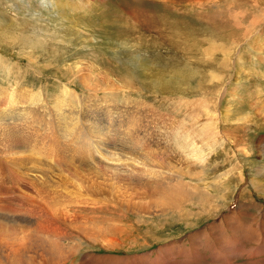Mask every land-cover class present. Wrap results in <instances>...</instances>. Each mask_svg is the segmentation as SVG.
<instances>
[{
  "label": "rangeland",
  "instance_id": "rangeland-1",
  "mask_svg": "<svg viewBox=\"0 0 264 264\" xmlns=\"http://www.w3.org/2000/svg\"><path fill=\"white\" fill-rule=\"evenodd\" d=\"M84 69L87 72L82 73L97 86L91 94L113 101L96 103L98 108L90 110L96 118L102 110L121 121L117 108L123 105L128 112L141 113L148 129L161 122L160 131L166 135L177 131L162 146L165 160L175 162L183 182L174 194L159 191L150 199L169 208L159 218L138 217L124 205L114 210L96 201L92 211L84 205L80 215L88 221L96 218L100 224L91 226L95 230L91 241L81 237L76 244L83 250L75 264L86 255L128 259L148 255L151 258L145 261L150 262L160 246L189 247L192 239L204 234L209 248L199 244V252L205 264L263 260L262 243L256 241L263 233L256 231L264 223L259 219V213L264 214V194L256 193L250 180L256 184L264 178V0H0V88L13 94L23 88L32 93L31 104H24V97L15 98L19 104L11 106L15 112L10 117L16 114L17 118L24 108L53 122L56 112H63L79 120V134L95 143L82 120L88 107L82 97L89 96L78 80ZM108 84L110 88L104 90ZM65 87L75 97L65 98L67 103L55 102L58 95L70 97L62 93ZM104 117L109 119L108 114ZM189 128L200 151L196 160L204 156V162L187 158L183 150L173 147L176 140L181 147L185 144L183 136L191 135ZM117 133L115 140H124ZM58 140L65 144L66 135ZM172 151L175 155H166ZM47 165L49 175L58 177L60 168L51 162ZM48 183L52 190L57 184L69 185L56 179ZM170 224L175 227L163 228ZM237 224L242 226L243 246L230 253L236 257L231 262L221 243L233 242L229 230L241 228ZM106 241L115 246L109 248ZM174 259L179 264L182 258L175 253Z\"/></svg>",
  "mask_w": 264,
  "mask_h": 264
},
{
  "label": "bare ground",
  "instance_id": "bare-ground-1",
  "mask_svg": "<svg viewBox=\"0 0 264 264\" xmlns=\"http://www.w3.org/2000/svg\"><path fill=\"white\" fill-rule=\"evenodd\" d=\"M83 71L87 72L85 69L79 71L78 80L83 90L88 91L89 96L88 99L81 96L83 103L88 101V107L83 112L82 120L87 123V127L96 139L97 144L96 142L92 143L88 136L79 134L80 121L74 118L73 115V117L64 116L63 112H56L55 121L51 122L50 118L48 120L39 112L23 108L21 110L23 113H19L17 118L16 114L10 117L9 114L14 113L13 109L19 104L15 101V98L24 97V104H31V96L29 95H32V93L29 94L31 91L23 88L20 89V92L17 90L13 94L9 93L8 88H0V101L2 97L4 98L0 102V107H4L7 112L3 109L0 111V181L10 180L7 185L0 183V264H75L76 261L78 262L77 255L83 250L76 249V244L81 237L90 240L93 237L92 233L95 231H93L94 227L91 226L98 224L94 220L96 218H91L88 221L85 220L86 217L80 215L82 207L85 209L86 206L91 207L92 211V207L99 202L105 208L110 206V209L118 210L124 205L126 208H130V211L135 212L137 216L159 218V216L165 215L169 208L166 205H154L150 199L159 196V191L169 190L170 195L174 194L182 185V178L173 166L175 162L172 165L173 161L169 163V159L165 160V151L162 146L164 139L169 142L178 135L177 131H172L173 135H171L172 133L166 135L160 131L162 129V126L159 125L161 122L157 127H154L156 125L154 124L151 129H148L141 122L143 119L141 113L128 112L123 105H118L117 108L122 118L121 121L119 116L113 118L110 113L102 110H97L98 116L96 118L95 112H90L91 108H98L96 106L98 102L106 105L113 101H103L104 96L99 98L100 96L91 94L96 93L97 86L87 73H82ZM108 88H110L109 84L104 90ZM26 90L28 91V97L25 96ZM63 92L70 97L63 98L58 95L54 97L55 102L67 103L72 99L71 97H75L73 96L75 93L66 87L62 90ZM107 92L109 93V91ZM107 96L112 97V95ZM65 98L69 101H66ZM11 106H13V109ZM77 113H81V111L78 110ZM106 114L109 115L108 120L104 117ZM17 120L19 123L16 125ZM156 121H160L157 116ZM90 123H96V125ZM56 125L63 127L58 129ZM155 128L157 129L155 130ZM116 130L117 134L122 135L124 140H115ZM187 132H190L191 135L183 136L185 144H182V147L184 149L179 145L178 140H176V144L174 142L175 146L173 147L183 150L182 154L187 158L204 162V156L196 160L200 153L195 145L196 137L192 135L191 128ZM63 134L66 135L65 144H61L58 140ZM174 153L175 151H172L166 155L170 157L172 154L175 155ZM47 162L53 163L57 169L60 168L58 177L56 174L49 175ZM163 164H167L168 168H163ZM170 165H172L171 168ZM42 169H46V171H42ZM55 179L66 181L69 185H64L62 188L60 184H57L55 190H52L48 182L54 184ZM108 179L113 180L114 184L110 185ZM44 186L48 190L44 189ZM73 186L77 188V191H72ZM250 186L260 196L264 194V178H261L256 184L251 179ZM67 192L70 197L66 195ZM165 197L172 198L169 195H165ZM109 198H113V200ZM54 201L58 202L59 208L57 202ZM38 202L43 204L41 205ZM242 205L245 207V204ZM84 208L82 209L84 210ZM102 217L105 218V216ZM104 218L101 220L106 222ZM259 219H264L263 213H259ZM236 226L240 225L237 224ZM165 227L167 230H171L170 228L175 226L170 224L163 226V228ZM240 227L238 229L233 227L229 230L232 231L235 237V239H232V243H221L222 249L228 252L226 253L228 261L231 262L236 257L230 253L239 252L243 246L241 243L242 226ZM258 231L263 233V237L256 238V241L262 243L261 248L264 252V223H260L256 232ZM102 235L105 234L102 233ZM204 235L199 239H192L188 244L189 247H163L162 245L157 249V257L152 261L150 260V262L145 261L151 258L148 255L130 259L96 258L86 255L87 257L81 259V263L78 264H171L172 261V264H176L175 253L182 258L179 260V264H205L201 260L199 252V244L207 249L209 248ZM101 238L103 239V237ZM242 238L250 241L247 237L244 238V235ZM95 239L97 240V238ZM121 241L122 239L119 240V242ZM104 245L102 247H105ZM107 246H109V243ZM112 247L109 246L111 249ZM215 249H219L221 252L220 247H215ZM91 258L93 261L90 262ZM94 258H96V261H94ZM249 264H264V259Z\"/></svg>",
  "mask_w": 264,
  "mask_h": 264
}]
</instances>
